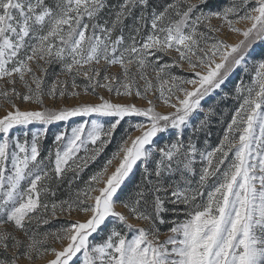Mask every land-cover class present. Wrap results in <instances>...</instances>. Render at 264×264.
Returning <instances> with one entry per match:
<instances>
[{
	"label": "snow or ice",
	"instance_id": "6c2138e0",
	"mask_svg": "<svg viewBox=\"0 0 264 264\" xmlns=\"http://www.w3.org/2000/svg\"><path fill=\"white\" fill-rule=\"evenodd\" d=\"M0 101V264H264V0H0Z\"/></svg>",
	"mask_w": 264,
	"mask_h": 264
},
{
	"label": "rangeland",
	"instance_id": "374dc122",
	"mask_svg": "<svg viewBox=\"0 0 264 264\" xmlns=\"http://www.w3.org/2000/svg\"><path fill=\"white\" fill-rule=\"evenodd\" d=\"M213 23H214V24H215V23H218V21L213 20ZM243 26H244L243 24H241V25H237V27H243ZM227 38L229 39V42H232V41H234L235 39H237V37H235V36H229V37H227ZM176 71H177L178 74L188 75L186 72L181 73L180 70H176ZM232 90H233V83H232V82H229V83L225 86L224 91L230 93L229 98H227V99H230V100L232 101V104L229 105V106H231L232 109H233V110H231V111H234V108L237 107L238 104H237V101H236L235 99L231 98ZM105 95H107V93H105ZM218 96H219V97H222V96H223V93L218 92L216 96H212L211 98H209V99H207L205 102H203V106H204V108L207 109L208 107L211 106V107H213L215 110H217L219 107H221V100H222V99L219 101V103H217V97H218ZM82 99H84V100H91L92 98L89 96V97H82ZM134 102H136L138 105H141V106L143 105V102H142V101L135 100ZM0 103H3V102L0 101ZM66 103H68V104H72V103H75V101H74V100H68V101H66ZM46 104L51 105V101L46 100ZM19 106H20V108H21L22 110H23V109H27V108H35V107H36V106L33 105V104L22 103V102L19 103ZM57 106H58V105H57ZM6 107H7V105H4V107H0V116H2V115L4 114V110H5ZM158 110H164V109L160 108L159 105H158ZM215 112H216V111H215ZM204 114H205L204 112H199L198 115H196V116L193 117L192 122H193V123H197L199 118H203ZM217 116H218L217 114H214V115L210 116V119H211V118H212V119H216L215 117H217ZM226 116H227V114H225V115L223 116V119H224V120H229V119H230V115H229V117H226ZM83 119H88V118H86V117H85V118L74 117V118H72V120H71L70 122H68L67 124H65V122H58V123H55V124H53V125H49V126H48V135H47V137H46V138L42 141V143H41L42 154L45 155V156L47 155L48 149H49V148L51 147V145H52V140H53V134H54V133L60 131L61 129H65V128H67V129L70 131V129H71L72 126H74L75 124L81 122ZM133 119H134L135 121H141V120H143V118H141V117H135V118H133ZM221 119H222V117L219 116V118L216 119V121H210V125H209V127H210V131H211V136H213L215 130H217V126H218L219 124H223V123H221ZM125 126H126V125H125ZM40 127H41V126H40L39 124H33V125H30V126H29L30 130H33V131H35V130H39ZM224 127H226V124H225ZM122 131H123V128H121L120 132H122ZM120 132H117V133L120 135ZM118 134H117V136H119ZM134 134H135V133H134ZM29 139H31L30 136H29ZM115 147H116V142L113 141V143L107 148V150L105 151V153L103 154V156H101L100 160H99L96 164L91 165L87 170H90V171L92 172L95 168H97V167L99 166V164L103 162V160H104V159H105V158H106V157H107V156L113 151V149H114ZM82 154H83V153H81V155H82ZM197 168H199V164L197 165ZM87 170H86L85 173L83 174V179H85V180H86V178H84V177H86L85 174H86ZM137 172H139V169L136 170L135 174H136ZM84 175H85V176H84ZM132 178H133V177H132ZM131 180H132V179H131ZM131 180H130V181H131ZM130 181L127 182V184H126L125 187H127V185L129 184ZM79 183H80V185H78V187H83V184H82L81 182H79ZM125 187H124V189H125ZM66 188H67V187H66ZM66 188H65V189H66ZM65 189H64V190H65ZM64 190H63V191H64ZM62 194H63V195L60 196V198H65L66 195H67L66 191L62 192ZM124 196H125V195H123V194L121 193V198H123ZM117 210H120V208L118 207ZM84 218H85V216H84L83 213H80V214H76V213H74L71 217H67V216L65 215L64 217H61L59 220H53L49 225L41 226V231H48V230H55V229H58V228L61 226V224L64 223V221L67 220V219H71V220L80 219V220H83ZM180 218L183 219V216H181ZM55 221H56V222H55ZM133 223H135V221H133ZM160 238L163 240L165 237H164V235H162ZM95 239L98 241V240L100 239V237H99V236H96ZM49 243H50V245L53 246V247H57V248L60 247V245H59L58 243H54V242H52L51 240L49 241ZM37 264H43V262H42V261H38Z\"/></svg>",
	"mask_w": 264,
	"mask_h": 264
},
{
	"label": "trees",
	"instance_id": "16d2710c",
	"mask_svg": "<svg viewBox=\"0 0 264 264\" xmlns=\"http://www.w3.org/2000/svg\"><path fill=\"white\" fill-rule=\"evenodd\" d=\"M231 104H232V101H231L230 99H222V100H221V107H219L217 110H215V111H216V114L218 115V116L215 117V118L218 119L219 116H221V115H220L221 111L224 110V109H228L229 112H231V110H233L232 107L229 106V105H231ZM229 115H230V114H227L226 117H229ZM216 119H212V118H211L210 121H216ZM224 126H225L224 123H223V124H219V125L217 126V130H215L213 136H210L209 139H210V144H211V146L214 147V146L219 142V138H220V137L222 136V134H223L222 130H223ZM117 134H118V133H117ZM118 135H119V134H118ZM117 138H119V136H117ZM201 143H202V138H201ZM90 173H91V171H90V170H87V172H86V174H85L86 177H84V178L87 179V177H88V175H89ZM85 175H84V176H85ZM139 175H140V172H137V173L133 176L132 180L129 182V184L127 185V187H125L124 191L122 192L123 195H126L128 192L131 191V189L133 188L135 182L139 179ZM78 185H80L79 182L77 183V186H78ZM66 187H67V185L65 184V185L61 188L60 192L58 193V196H59V197L63 195L62 192L65 191L64 189H65ZM63 190H64V191H63ZM55 222H56V221H55ZM169 226H170V225H165V226H163V230H166L167 227H169Z\"/></svg>",
	"mask_w": 264,
	"mask_h": 264
}]
</instances>
